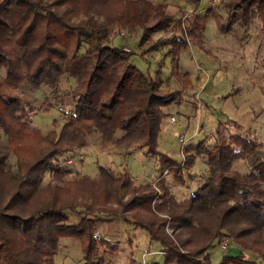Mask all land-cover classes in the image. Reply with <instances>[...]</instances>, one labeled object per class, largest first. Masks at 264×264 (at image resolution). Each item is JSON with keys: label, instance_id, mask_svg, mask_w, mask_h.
I'll return each instance as SVG.
<instances>
[{"label": "trees", "instance_id": "1", "mask_svg": "<svg viewBox=\"0 0 264 264\" xmlns=\"http://www.w3.org/2000/svg\"><path fill=\"white\" fill-rule=\"evenodd\" d=\"M210 14L220 31L256 19L264 34V0H218L215 10L193 15L185 26L167 11V0H0V68L8 88L0 90V136L5 135V143L0 140V264H56L63 237L78 241L81 264H114L107 256L119 253L124 242L95 240L94 216H116L159 244L158 259L132 258V264H257L244 250L264 264V159L245 172L233 169L262 144L246 134L226 136L217 121L210 146L189 141L180 147L181 159L158 149L169 106L181 104L192 85L191 73L181 65L182 51L193 43L210 55L202 39ZM113 26L141 31L140 55L166 47L165 80L176 79L178 87L161 86L160 66L152 75L132 61L133 52L111 44ZM169 28L171 35L152 38ZM64 78L74 83L71 110L42 133L15 90L22 84L55 94ZM92 132L103 148L109 143L153 156L181 186L195 179L190 169L196 157L206 173L198 175L193 192L177 199L164 178L137 183L127 168L115 174L98 165L97 177L70 178L61 167L52 168L58 155L83 147ZM49 168L50 179L41 185ZM79 208V219L69 222L68 212ZM223 234L238 246L229 245L213 263L210 250Z\"/></svg>", "mask_w": 264, "mask_h": 264}, {"label": "rangeland", "instance_id": "2", "mask_svg": "<svg viewBox=\"0 0 264 264\" xmlns=\"http://www.w3.org/2000/svg\"><path fill=\"white\" fill-rule=\"evenodd\" d=\"M180 2L177 4L176 0H167V6L169 4L167 11L172 14L174 21L179 19L184 26L192 22L193 15L203 14L209 8L215 10L218 5V0H201L197 6L187 4L185 0ZM207 24L202 39L205 47L210 50V55L199 50L193 43H189L182 51L181 65L191 73L192 85L187 89L186 95H183L181 106H171L170 117L168 116L163 122L158 137V149L171 157L181 159L180 147L189 141H202L206 146H210L215 138L216 122L220 121L222 132L226 136L230 133L246 134L254 136L262 144V148L252 156L234 164L233 169L245 172L255 160L264 159V34L260 32L259 21L256 19L244 28L236 27L226 32L217 28L211 14L205 19V25ZM171 33L172 30L169 28L155 31L151 36L155 39L160 36L167 37ZM140 35L141 31L127 32L113 26L110 29V43L123 46L125 50L133 52L132 61L152 75L160 66L163 81L161 86L178 87L176 79L165 80L170 70L167 48L159 47L157 50L140 55L141 46L138 45ZM71 40L74 44L75 39ZM73 86L72 81L64 78L55 94L45 87L31 90L22 84L15 91L22 97V106L31 119V124L39 128L42 133H46L54 128V120L57 124H61L71 110ZM0 90H8L3 82L2 68H0ZM181 135L182 142L179 141L182 139ZM85 139L86 143L83 147L58 155L52 168L61 167L67 172L68 178L75 174L97 177L98 165L110 168L115 174L127 168L137 183H155L160 177L164 178L169 190L177 199L185 198L193 192L199 182L198 175L206 173V165L196 157L190 169L195 179H188L186 184L181 186L174 182L169 172L159 168L153 156L144 157L141 150L130 149L129 153L109 143L103 148L95 132L87 134ZM0 140L5 143L4 134H1ZM9 158L13 162L14 158L12 156ZM49 175L50 168L44 172L41 185L49 181ZM68 214L69 222H75L81 216L82 209L70 211ZM93 221L96 226L95 231L105 237L102 240L110 244L122 243L123 239L132 241L131 247L118 245L119 253L113 252L107 256L115 260H113L114 264H132L131 255L136 257V246L144 245L148 241L146 231L141 228L128 225V232L127 229L123 231V224L115 216H94ZM118 223L119 228L122 225L120 232L116 229ZM132 228L135 229L134 233L139 243L131 236ZM228 237V246H238L231 241L229 235ZM60 241L55 256L56 264L64 262V258L70 264H81L78 241L71 237H63ZM132 248H134L133 254L130 252ZM146 249L147 253L149 248ZM142 250L144 252L145 249ZM227 250L228 248L223 249L219 244L214 245L210 250L211 261L218 262L221 254ZM244 253L248 259L262 264L256 253L246 250Z\"/></svg>", "mask_w": 264, "mask_h": 264}, {"label": "crops", "instance_id": "3", "mask_svg": "<svg viewBox=\"0 0 264 264\" xmlns=\"http://www.w3.org/2000/svg\"><path fill=\"white\" fill-rule=\"evenodd\" d=\"M177 1V4L178 3H181L180 2V0H176ZM184 0H182V2H183ZM188 4V3H187ZM168 6H169V4H168ZM167 6V7H168ZM208 27V24L206 25V28ZM180 106H181V104H179ZM179 105H171V106H174V107H180ZM171 106H169V108H168V110L171 112ZM116 217V216H115ZM118 218V217H117ZM118 220H119V222H121V224H123V231H125V229H127L126 231L128 232V228L129 227H127L128 225L126 224V223H124L123 221H121L120 220V218H118ZM121 226L122 225H120V228H119V223H118V227L116 228L117 230H118V232H120L121 231ZM108 230L107 231H109V228H108V226L106 227ZM135 228V227H134ZM134 228H132V237H134L135 238V241L136 242H138L137 240H136V236H135V233H134ZM103 230H105V228L103 229ZM145 236V235H144ZM123 240H125V239H123ZM148 241L144 244V245H139V246H136V249H135V252H136V257L135 256H133V255H131V257L132 258H135L137 261H139V260H148V259H158V257H159V255H158V253H156V250H158L157 248L159 247L158 245H157V242H155V241H150L149 239H147ZM128 241L130 242V244L132 245V241H131V239H128ZM125 242V241H124ZM139 243V242H138ZM131 245H129L127 242H126V244L124 243V246H127V247H131ZM235 247V246H234ZM146 248H149L148 249V252L146 253ZM134 248H132V249H130V252L133 254L134 253V250H133ZM142 249H145L144 250V252H143V250ZM222 255V254H221ZM64 260H65V258H64ZM220 260V259H219ZM219 260H218V262H219ZM218 262H215V263H218ZM143 263V262H142ZM171 264H178L176 261H174V262H172Z\"/></svg>", "mask_w": 264, "mask_h": 264}, {"label": "built area", "instance_id": "4", "mask_svg": "<svg viewBox=\"0 0 264 264\" xmlns=\"http://www.w3.org/2000/svg\"><path fill=\"white\" fill-rule=\"evenodd\" d=\"M173 119V118H172ZM180 138H182V135L180 136ZM180 142H182L183 141V138L182 139H180L179 140ZM183 146V145H182ZM93 238L95 239V240H99V239H105V237H103V236H101L98 232H93ZM220 243H219V246L221 247V248H223V249H226L227 247H228V241H229V237H228V235H223V236H221V238H220Z\"/></svg>", "mask_w": 264, "mask_h": 264}]
</instances>
